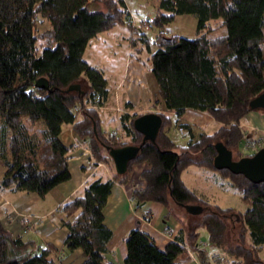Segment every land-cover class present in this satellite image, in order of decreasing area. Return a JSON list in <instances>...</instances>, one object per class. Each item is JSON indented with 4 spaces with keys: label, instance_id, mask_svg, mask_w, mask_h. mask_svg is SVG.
<instances>
[{
    "label": "trees",
    "instance_id": "1",
    "mask_svg": "<svg viewBox=\"0 0 264 264\" xmlns=\"http://www.w3.org/2000/svg\"><path fill=\"white\" fill-rule=\"evenodd\" d=\"M94 3L103 9H90ZM182 14L194 16L195 35L166 34L165 27ZM214 20H219L222 34L210 35L209 22ZM147 21L158 29L154 51L125 0H0V165L5 168L0 186L44 197L69 180V147L60 139L64 124L88 139L95 163L112 160L106 145L128 144L99 129L97 109L107 100V80L83 57L92 38L125 25L131 46L139 52L144 44L149 52L142 61H150L146 64L166 109L176 117L190 108L205 111L219 126L212 133L190 134L185 145L177 146L167 134L170 117L158 111L161 125L155 140L142 142V133L133 126L141 114H122L121 127L140 145L138 153L124 173L115 170L114 178L88 181L82 194L61 205L60 223L67 229L63 245L81 249V264H114L105 261L112 231L104 223L103 208L115 180L126 183L131 165L144 162L145 186L131 192L136 205L156 201L176 215L200 264H209L197 249L200 228L209 242L230 255L232 264H264V181L253 183L241 174L218 170L247 203L239 211L210 205L181 179L191 164L216 170L217 142L234 159L251 154L239 149L241 121L252 110L249 101L264 91V0H158ZM39 23L47 24L41 33ZM40 77L48 80V88L34 85ZM172 203L182 208L200 205L202 210L181 219ZM125 245L124 264H183L186 250L183 235L159 248L139 229L129 231ZM51 251L49 245L35 248L32 239L13 234L0 219V264H54Z\"/></svg>",
    "mask_w": 264,
    "mask_h": 264
},
{
    "label": "crops",
    "instance_id": "2",
    "mask_svg": "<svg viewBox=\"0 0 264 264\" xmlns=\"http://www.w3.org/2000/svg\"><path fill=\"white\" fill-rule=\"evenodd\" d=\"M138 1L141 5V1ZM131 16L133 17L132 13ZM96 44L102 45V42L98 41ZM129 45L130 52L123 69L121 70L120 65H117V69L116 65H112L109 74L104 73L108 97L105 104L97 109L98 126L101 131L106 135H112L120 142L133 144L131 136L126 135L121 127V115L158 111L170 117L171 123L167 128V134L177 146L185 145L190 134L212 133L218 128L219 124L205 111L190 108L181 117H176L174 111L167 110L164 101L158 96L155 97L157 85L149 73L147 62L142 61V55L133 53L130 41ZM182 124L189 125V128ZM179 127H183V131L180 132ZM241 128L244 137L239 149L243 154H252L251 150L244 149V144L246 139L258 138L264 134V110H250L242 119ZM60 139L69 147L67 156L71 178L52 188L44 197L0 186V219L13 234H20L24 239H32L35 248H44L48 245L52 247L50 257L54 264H81L83 261L81 249L68 250L63 245L67 229L60 223L62 217L60 207L73 196L82 194L88 181L97 177L114 178V163L111 159L109 162L95 163L90 153L88 139L79 138L74 133L72 124L62 126ZM147 168L148 165L144 162L132 164L128 181L123 183L119 179L115 180L106 198L103 208L104 223L112 231V237L107 243L105 261L124 264L125 239L130 230L139 229L148 234L159 248H164L169 241L183 235L186 244L183 264H200L195 249L190 247L187 231L176 215L169 214L160 202L149 201L140 206L136 205L131 192L135 188L145 186L141 173ZM4 170L5 168L0 165V179ZM181 179L187 188L210 205L233 207V202H229L232 199L240 201L241 207H244L235 208L236 210L243 211L247 208V203L243 201L240 192L233 187L229 178L218 170L191 164L182 170ZM171 206L179 212L181 219L186 216L182 207L175 203ZM4 215H7L5 219ZM199 233L197 249L203 251L209 264H232L229 254L209 242L204 228H200ZM260 249V256L264 258V245ZM226 256L230 261L225 259Z\"/></svg>",
    "mask_w": 264,
    "mask_h": 264
},
{
    "label": "rangeland",
    "instance_id": "3",
    "mask_svg": "<svg viewBox=\"0 0 264 264\" xmlns=\"http://www.w3.org/2000/svg\"><path fill=\"white\" fill-rule=\"evenodd\" d=\"M141 5H139V1L136 0H126L128 9L132 13L133 22L137 25V29H139L140 33L149 39V48L151 51L155 50V44L153 43L154 37H156L158 29L151 27L148 24L147 19L151 18L154 14V9L157 6L158 0H140ZM90 9H103L102 4H90ZM195 18L191 14H182L179 15L172 23L168 24L165 27V32L168 35L171 34H180L186 37H193L195 35ZM219 20H214L209 22V32L210 35L222 34L223 29L218 24ZM47 28L46 23H39L38 29L39 32L43 31ZM130 31L126 28L125 25L118 24L116 27L107 30L105 32H101L98 34L97 38H92L88 45L86 46L84 52V59L87 60L92 66L100 68L105 74H109L110 68L112 65H116L115 69H117V65H120L121 70L123 69L126 59L130 52V45L128 36L130 35ZM138 35V33H136ZM101 39V40H100ZM98 41L102 42V45L96 44ZM140 44V42H138ZM138 46V45H137ZM143 50L137 52L134 48L132 51L134 54L142 55L143 59L146 60L149 55L148 50L144 44H140ZM147 59V63H148ZM150 62V61H149ZM152 77V76H151ZM153 81L154 78L152 77ZM154 88H152V91ZM158 96V93H155V97ZM234 208H240L241 202L238 200H230ZM245 204V203H244ZM242 209L244 207H241ZM185 214H188V211L183 208ZM241 209V210H242ZM8 212V210H7ZM6 214V212H3ZM7 215L3 216L5 219ZM23 228V227H22Z\"/></svg>",
    "mask_w": 264,
    "mask_h": 264
},
{
    "label": "water",
    "instance_id": "4",
    "mask_svg": "<svg viewBox=\"0 0 264 264\" xmlns=\"http://www.w3.org/2000/svg\"><path fill=\"white\" fill-rule=\"evenodd\" d=\"M38 88H48L49 82L45 77L36 79L35 84ZM78 86H75L77 88ZM249 107L264 110V91L253 97L249 101ZM161 125V117L158 112H146L134 119L133 126L142 133L143 139L154 141L157 131ZM95 131V127H94ZM140 145L126 144L118 147L106 145L111 156L117 173L122 174L127 170L129 161L133 160L139 150ZM216 155L213 159V165L216 170L227 169L231 173L241 174L253 183L264 181V146L258 148L250 155L241 156L238 159L233 158L232 151L222 142L215 144ZM184 208L191 213H198L202 210L200 205L186 204Z\"/></svg>",
    "mask_w": 264,
    "mask_h": 264
},
{
    "label": "built area",
    "instance_id": "5",
    "mask_svg": "<svg viewBox=\"0 0 264 264\" xmlns=\"http://www.w3.org/2000/svg\"><path fill=\"white\" fill-rule=\"evenodd\" d=\"M179 131H183V127H179ZM264 146V134H261L258 138H248L245 141L244 144V149L246 151L251 150V152L253 153L254 151H256L258 148L263 147ZM24 232L26 231V229L23 230ZM213 255H215V253H213ZM225 259L227 261H230L229 257H225Z\"/></svg>",
    "mask_w": 264,
    "mask_h": 264
}]
</instances>
